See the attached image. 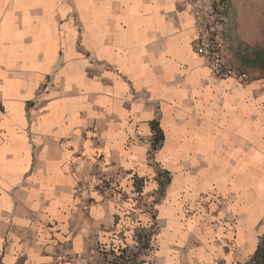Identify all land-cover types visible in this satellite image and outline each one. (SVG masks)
I'll list each match as a JSON object with an SVG mask.
<instances>
[{"label":"crops","instance_id":"0c3cea01","mask_svg":"<svg viewBox=\"0 0 264 264\" xmlns=\"http://www.w3.org/2000/svg\"><path fill=\"white\" fill-rule=\"evenodd\" d=\"M229 24L225 58L246 80L212 75L182 0H0V264H104L135 249L111 188L140 181L154 198L160 171L146 264L251 259L264 235V70L234 57Z\"/></svg>","mask_w":264,"mask_h":264},{"label":"rangeland","instance_id":"374dc122","mask_svg":"<svg viewBox=\"0 0 264 264\" xmlns=\"http://www.w3.org/2000/svg\"><path fill=\"white\" fill-rule=\"evenodd\" d=\"M229 2L232 5V21L229 24L230 42H233L231 52L234 57H238L248 67L246 70L248 74L257 76V71L254 70L255 65L248 64L245 57H252L259 51L264 52V0H229ZM157 174L156 178L159 181V187L154 194V198H150L152 192L145 190V184L140 181H136L134 189L130 191H124L120 187L111 188L113 197L116 195L121 198L122 202H127L124 213L125 216L128 213L132 217L127 220L126 227L128 229L133 226L138 228L135 230V235L138 237L141 235L143 237L138 245L143 257H148L147 254L151 253L150 251H154L155 253V249L157 248L155 240L157 239L159 231V220L157 219L156 204L165 195V188L170 180V175L167 172L160 171ZM145 211L149 213L152 223L147 226H142L137 222L136 218L138 217L137 214ZM186 211L189 213L188 208ZM148 237L150 238V247L143 249L142 246ZM107 258L104 264H111L110 262L113 261L114 256L109 254ZM248 262L249 260L245 263L240 262L236 264H247ZM146 263L144 261V264ZM150 264H152L151 260ZM217 264L225 263L220 261Z\"/></svg>","mask_w":264,"mask_h":264},{"label":"built area","instance_id":"2783aa9c","mask_svg":"<svg viewBox=\"0 0 264 264\" xmlns=\"http://www.w3.org/2000/svg\"><path fill=\"white\" fill-rule=\"evenodd\" d=\"M182 1L196 20L197 35L193 41V47L197 54L205 59L212 75L217 80L229 77H240L246 80L247 74L238 75L225 58L226 25L232 21V5L229 0Z\"/></svg>","mask_w":264,"mask_h":264},{"label":"trees","instance_id":"16d2710c","mask_svg":"<svg viewBox=\"0 0 264 264\" xmlns=\"http://www.w3.org/2000/svg\"><path fill=\"white\" fill-rule=\"evenodd\" d=\"M245 60L264 70V52H256L252 57H245ZM152 127L154 130V145L156 147V145L163 140L164 135L162 130L158 127L157 122H153ZM138 239L140 243L143 237L139 235ZM149 240L150 238L148 237L142 246L143 249H148L150 247ZM135 250L133 248L120 246L117 249H112L110 252H105V261H107L108 255L111 254L114 256L113 261L110 262L111 264H144V260L141 258L142 254L140 253V247L136 246ZM247 264H264V235Z\"/></svg>","mask_w":264,"mask_h":264}]
</instances>
